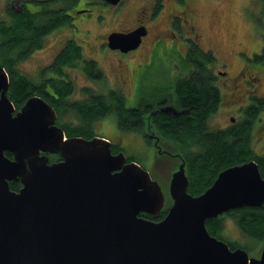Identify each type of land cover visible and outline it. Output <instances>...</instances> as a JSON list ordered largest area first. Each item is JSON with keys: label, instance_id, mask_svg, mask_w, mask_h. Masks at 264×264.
Masks as SVG:
<instances>
[{"label": "water", "instance_id": "1", "mask_svg": "<svg viewBox=\"0 0 264 264\" xmlns=\"http://www.w3.org/2000/svg\"><path fill=\"white\" fill-rule=\"evenodd\" d=\"M141 36L111 33L107 46L129 52ZM9 84L0 66V264H264V243L259 258L230 251L205 223L264 204L256 162L227 167L202 194H189L185 160L162 149L165 143L151 128V116L167 115L166 107L158 108L143 118L144 134L157 161L175 163L166 200L151 173L124 152L112 153L106 138L66 137L40 96L16 111ZM52 155L59 160L51 162ZM11 181L21 185L17 192L9 189ZM161 212L160 221L146 217Z\"/></svg>", "mask_w": 264, "mask_h": 264}, {"label": "trees", "instance_id": "2", "mask_svg": "<svg viewBox=\"0 0 264 264\" xmlns=\"http://www.w3.org/2000/svg\"><path fill=\"white\" fill-rule=\"evenodd\" d=\"M72 2L73 0H61L65 12ZM42 4L35 14L25 10L20 14L8 9V23L5 20L0 22V66L8 72L10 84L7 95L15 109L22 107L31 96H40L56 111L55 123L62 128L66 137L78 136L85 139L94 138L92 131L97 121L113 114L119 131L142 134L146 143L151 144L150 138L144 134L143 112L150 113L154 109L146 108L143 111L126 106L124 95L116 89L102 93L92 88L82 89L84 96L81 99L71 98L75 93V86L73 80L67 78L66 70L81 65L87 79L99 82L103 76L96 62L83 58L82 49L73 41L66 43L48 68L50 76L41 82L35 83L17 70L16 65L21 60L42 46L46 34L66 23V17L56 11L53 3ZM261 50L259 55L253 57V61L264 62V45ZM199 51L184 61L191 65L192 70L186 78L175 83V94L184 113L171 118L158 112L150 117L152 130L165 145L170 147L171 139L176 144L174 148L181 151L189 181L187 192L195 196L209 188L223 169L249 160L256 162L260 176L264 179V155L253 152L251 146L252 123L263 109L264 101L253 96L241 122H234L225 129L210 130V117L219 109L222 95L209 71L206 54ZM111 152L116 154L122 150L112 143ZM5 156L10 157V154L5 153ZM20 186L19 182L9 183V189L13 191H18ZM164 215L161 212L146 217L160 221ZM231 216L243 238L251 244L234 245L224 237L223 240L218 217L205 221L208 233L228 243L232 250L240 247L248 252L264 242V205L238 208Z\"/></svg>", "mask_w": 264, "mask_h": 264}, {"label": "rangeland", "instance_id": "3", "mask_svg": "<svg viewBox=\"0 0 264 264\" xmlns=\"http://www.w3.org/2000/svg\"><path fill=\"white\" fill-rule=\"evenodd\" d=\"M192 5L194 11L199 14L197 27L205 35L203 48H211L210 51H206L208 58L206 63L209 62V71L214 76V83L222 95V103L211 115L209 127L210 130H221L244 119L253 96L261 102L264 101V62L253 61V57L262 52L261 48L264 45V0H194ZM9 6L8 0H0V22L5 20L8 23ZM12 7L16 9L14 3ZM109 9H104L105 12L102 14L107 16L99 23L91 21L85 24L79 17H75L71 21L72 25L67 24L57 31L46 34L42 46L21 60L16 68L33 82H41L50 76L48 68L53 64V58L61 44L71 39L80 46L84 58L96 62L103 75L102 81L96 82L87 79L80 66L66 70L67 78L73 80L75 86V93L71 98L81 99L84 96L82 89L92 88L100 93L116 89L124 95L126 106L136 105V108L143 111H146V108L156 110L159 108L158 101L166 99L165 94L168 91L165 90V86L186 78L192 70L191 65L179 59L162 60L153 56L148 43H144L143 47L133 54L119 56L98 44L100 41L96 40L97 34L126 28L132 18V14L128 17L129 13H123L124 8L114 11V15L107 14L106 10L111 11ZM166 14L164 12L158 17L161 29L168 23ZM83 42L89 44L86 46ZM219 72L227 73V76L224 77ZM177 77L179 78L176 79ZM231 118H234L232 123ZM92 132L94 137L106 138L120 148L125 153L127 161L139 162L161 185L165 199L168 200L166 188L175 164L170 158L157 161L155 159L157 149H154V152L152 144L146 143L142 134L119 131L113 114L97 121ZM251 136L253 152L264 155V107L253 120ZM162 149L171 150L163 144ZM235 210H228L221 214L222 216L215 217L219 219L222 228L220 231L222 234L219 233L222 239L224 237L234 245L246 244L249 241L243 238L231 216ZM249 244L251 243L247 246ZM260 248L253 255L254 258H259Z\"/></svg>", "mask_w": 264, "mask_h": 264}, {"label": "flooded vegetation", "instance_id": "4", "mask_svg": "<svg viewBox=\"0 0 264 264\" xmlns=\"http://www.w3.org/2000/svg\"><path fill=\"white\" fill-rule=\"evenodd\" d=\"M8 2L10 6L9 8H7V11L8 9H10L20 14H22L24 10L29 12L30 14H35L36 12H38L40 5H43L42 3L46 2L47 5L53 3V6L56 9V11L66 17V23L62 25H58L57 29L66 26L67 24L72 25L71 21L75 17L76 18L79 17V20L83 21L85 24H88L91 21L94 23H99L100 20L101 21L104 20L105 17L107 16L102 14L103 12H105L104 9L110 8L111 11L106 10L107 14L114 15L113 14L114 11H120V9L124 8L123 9L124 14L129 13L128 17H131L132 14V18L128 27L122 28L121 30L118 29L111 30L110 32L105 34L100 33L96 35L97 36L96 40L100 41V42L97 41L99 42L98 44L116 53L117 56H119L120 54L123 55H127L128 53L133 54V52L140 50L143 47L144 43H148V45L151 46L150 51L153 56L160 57L162 58V60L171 58V59H179L182 61H186V59L193 53L195 54L196 51L198 52L200 50L199 52L207 54L206 51L211 50L210 47L203 48L204 46L203 40L205 35L201 32L202 30L199 27H197V19L199 17V14L196 12V10L194 11L192 5L194 0H119L118 2L119 4L115 6L105 3L103 0H73L67 12H65L64 5L61 4V0H23V1L8 0ZM13 3L15 4L16 9L12 7ZM163 11L167 13L166 19L168 23L166 24L165 27L161 29L159 28L158 17L160 15H163L164 13ZM57 29L51 31L50 33L57 31ZM133 31H139L142 34V36L140 37V43L138 44L139 46L135 49H132V51L120 52L119 50L109 49V47L107 46V41H108L107 39L111 33L129 34L132 33ZM70 40L71 39H69L68 41ZM66 43H62L61 46L59 47L60 49L58 50V53L53 58L54 59L53 63L59 52H61L64 49ZM87 44L89 43H86V46ZM77 46L80 47L79 45ZM82 70L84 75L87 77V74L86 72H84V69ZM219 73H223V72H219ZM223 74H226L227 76V73H223ZM178 78L179 77H177L176 79ZM175 85H176L175 83L169 84L167 86H165L164 84L165 90L167 89L168 91V93L165 94L166 99H160L158 101L159 108L166 107L167 116L171 118H175L179 114L184 113V111L179 107V99L178 97H176L175 94V87H176ZM135 102H137V100ZM135 107L136 105L134 106V108ZM147 114L149 113L147 112ZM146 115L143 116L146 117ZM169 140H170L171 155L178 154L182 156L181 151L178 152L174 148V146L176 145L175 142L172 141L171 139ZM54 156L51 157L50 160L51 162L59 160L57 156H55L57 160L54 159L55 158ZM220 241L228 245V243H226L225 241L223 240ZM263 243L264 242L259 243L255 247L256 249V250L254 249L255 251L254 250L248 252L245 251V253H247V255L249 254V256L251 255L252 257L254 254L257 253V251L260 248V245ZM228 247L229 249H232L230 248L229 245ZM233 249L237 250L242 248L237 247Z\"/></svg>", "mask_w": 264, "mask_h": 264}, {"label": "bare ground", "instance_id": "5", "mask_svg": "<svg viewBox=\"0 0 264 264\" xmlns=\"http://www.w3.org/2000/svg\"><path fill=\"white\" fill-rule=\"evenodd\" d=\"M187 45V44H186ZM15 192H17V191H15ZM264 205V204H263ZM262 206V205H261ZM260 207V206H259ZM238 208H243V207H238ZM237 208V209H238ZM230 251H235V250H232V249H230ZM249 255V254H248ZM249 257H251V255L249 256Z\"/></svg>", "mask_w": 264, "mask_h": 264}]
</instances>
